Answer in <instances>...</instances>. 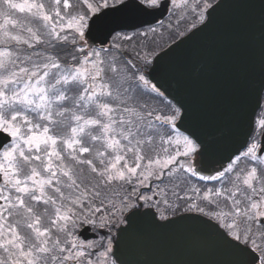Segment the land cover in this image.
<instances>
[{"label":"snow or ice","instance_id":"6c2138e0","mask_svg":"<svg viewBox=\"0 0 264 264\" xmlns=\"http://www.w3.org/2000/svg\"><path fill=\"white\" fill-rule=\"evenodd\" d=\"M109 7L0 0V264H111V242L85 233L110 229L117 212L178 201L216 219L246 264H264V149L253 138L222 170L198 174L196 147L176 129L179 110L151 103L159 92L144 74L147 54L89 43Z\"/></svg>","mask_w":264,"mask_h":264},{"label":"water","instance_id":"95a60500","mask_svg":"<svg viewBox=\"0 0 264 264\" xmlns=\"http://www.w3.org/2000/svg\"><path fill=\"white\" fill-rule=\"evenodd\" d=\"M125 3L130 7L120 12L102 11L111 14L96 22L92 47H104L114 33L154 25L167 14L166 6L148 10L135 0ZM147 76L179 109L176 129L198 147L199 170L222 168L246 147L261 105L264 0H219L203 24L156 55ZM125 222L113 246L117 264H246V257L216 232L231 238L202 216L161 222L152 209H137ZM88 232L84 235L93 237Z\"/></svg>","mask_w":264,"mask_h":264},{"label":"flooded vegetation","instance_id":"af4514ba","mask_svg":"<svg viewBox=\"0 0 264 264\" xmlns=\"http://www.w3.org/2000/svg\"><path fill=\"white\" fill-rule=\"evenodd\" d=\"M110 1V0H109ZM140 3H141V1L140 0H138ZM163 1H166V0H161L160 2H159V6H160V4L163 2ZM216 0H193L192 2H191V4L193 5L192 6V8L191 7H189V8H187V10H186V12L184 11V13H182V14H179V16H177V17H181V18H183L184 19V21H200V15H201V13H202V10H201V5L202 4H211V3H214ZM197 2H199V3H197ZM146 8H148V9H156L157 7H155V8H152V7H148V5H147V3H142ZM191 4H189L190 6H191ZM111 6V5H110ZM158 6V7H159ZM193 9H195V11H193ZM203 15V17H204V13L202 14ZM171 18V5H169V11H168V17L164 20V21H168L169 19ZM180 19V18H179ZM182 19V20H183ZM139 31H137V32H132V33H124L123 34V36H121L120 38H118L119 40H123V41H125V40H128V39H124V37H131L132 35H135V33H138ZM154 34V33H153ZM168 34V35H167ZM167 34L166 35H164V37L163 36H161V37H163L162 39H161V37H160V39H159V45L160 46H162V45H164V44H166L167 43V41L169 40V38L167 39V37H169L170 36V34H169V32H167ZM153 40H155L156 41V43H157V39H156V36L154 35V37L152 38V40H143V41H140V38H137V36L134 38V39H132V40H130V41H137L138 42V46H140V43L142 42V46H143V49H148V50H152V49H149V48H153V46L155 47V44H153V43H151V41H153ZM162 40H164V41H162ZM130 41H125L124 43H122V44H120V45H122V46H128L129 47V44H131L130 43ZM147 47H149V48H147ZM125 49V48H124ZM262 113H264V91H263V94H262V100H261V105H260V108H259V110H258V112L256 113V116H255V118H254V127H253V131H252V133H251V135H250V138H249V140H248V143H247V146L244 148V150H246V148L249 146V144L250 143H252L253 142V138H255V142H257L258 143V145L260 146V148H262V149H264V135H260V132L261 131H264V129H262V128H260V126H259V121L261 120V119H264V115H262ZM182 137H184V136H186V135H181ZM188 137V136H187ZM189 138V137H188ZM190 139V138H189ZM191 140V139H190ZM193 142V141H192ZM193 144H194V142H193ZM195 145V144H194ZM195 147H196V152L195 153H193L192 154V158H191V163H192V165H193V167L196 169V171L198 172V174H201V175H214L215 174V172H216V170H222V168H220V169H216V170H214V169H206V170H202V171H200L199 170V166H198V162H199V159H198V157H197V151H198V147L195 145ZM244 150H242L241 152H243ZM240 152V153H241ZM239 153V154H240ZM258 155H264V151H260V152H258ZM227 166V165H226ZM193 179V181L195 182V183H197V184H200V185H202V184H204V183H207L209 186H211L212 184H214V183H216V182H214V181H207V182H204V181H199V180H197L195 177H193L192 178ZM156 200H158V198L157 197H153V201H156ZM177 204H178V206H173V207H166L165 205H163L162 203L159 205V208L156 206V204L154 203V207L155 208H157V209H155V210H158V211H160L161 213L162 212H164L165 214L166 213H168V212H174V213H180V214H182V213H186V212H190L191 211V213H196V214H200V215H202V216H204V217H206V218H208V219H210V220H212L213 222H215V223H217L219 226H220V223L216 220V219H214V218H210L209 216H207V215H203V214H201L199 211H195V210H189L188 209V207H187V203H185L184 201H178V202H176ZM142 204V203H141ZM143 207V206H142ZM183 208H185V209H183ZM206 210H208L207 209V207H206ZM115 224H112L111 225V228L114 230L115 229ZM221 227V226H220ZM222 228V227H221ZM224 231H225V229L224 228H222ZM226 232V231H225ZM227 234V233H226ZM108 239H110L109 241L111 242V249H112V245H113V242H114V237H112V238H110L109 237V232L108 231H105L104 233H101L100 232V230H99V235H98V237L97 238H95V239H93V240H97V241H101V243L105 246V243L107 242H109L108 241ZM103 249L101 248V249H97V251H102ZM109 259H110V262H111V264H116L115 262H114V259L112 258V254H111V252L109 253Z\"/></svg>","mask_w":264,"mask_h":264},{"label":"rangeland","instance_id":"374dc122","mask_svg":"<svg viewBox=\"0 0 264 264\" xmlns=\"http://www.w3.org/2000/svg\"><path fill=\"white\" fill-rule=\"evenodd\" d=\"M141 1V0H140ZM161 0H159V2H160ZM193 0H187V5L185 6L184 5V3H183V0H177V3L178 4H180L181 6L179 7V8H176V7H174L173 6V2H172V0H170V4H171V18L168 20V21H166V22H164L163 24H162V26H160V27H155V28H153V29H156V31H155V33L153 34V32H151L150 31V29H144V30H141V31H139L138 33H135V35H132L131 36V39L130 40H132V39H134L136 36H137V38H140V41H143V40H152V38L154 37V35L156 36V39H157V43L155 44V47L153 46V48H149V47H147V48H149V49H152V50H148V49H143V46H142V42L140 43V46H138V42L137 41H130L129 39L128 40H125V41H130V43L131 44H129V47L128 46H123V48H125V49H127L129 52H131L134 48L135 49H139L141 52H142V54H147V56H148V63H147V65L144 67V74H145V72H147L148 71V69H149V67H150V64H151V61H152V59H153V57L155 56V54H156V52L160 49V48H162L164 45H162V46H160L159 45V39H160V36L158 35V34H160V32H165L166 34H167V31L168 32H170L169 34H170V36L171 35H173L174 33H178V36H180V35H182L181 33L182 32H184L186 29H188L191 25H192V22H186L183 26H181L182 24V22L184 21V19L183 18H181V17H177V16H179V14H182V13H184V11L186 12V10H187V8H189V7H191L192 8V4H191V2H192ZM109 2H111V0L109 1ZM197 3H199V2H197ZM189 4H191V6L189 5ZM202 6V8H201V10H202V14L205 12V8H204V4H202L201 5ZM180 18V19H179ZM182 19H183V21H182ZM144 32H147L148 33V37H145V36H143V35H139L140 33H144ZM172 33V34H171ZM164 34V33H163ZM166 34H164V35H166ZM168 35V34H167ZM164 37V36H163ZM169 37H167V39H168ZM115 41V43L117 44V45H120V44H122V43H124L125 41H123V40H119V39H116V40H114ZM162 41H164V40H162ZM168 42V41H167ZM113 44V41H112V43H111V45ZM110 45V46H111ZM156 104V103H155ZM165 113H171L172 111H170L169 109H165V110H163ZM180 135V134H179ZM181 136V135H180ZM182 137V136H181ZM181 161H183L184 160V157H180L179 158ZM158 199H159V197H157ZM163 204V203H162ZM153 205H154V203H153ZM164 205V204H163ZM183 209H185V208H183ZM127 211L128 210H125V211H123V212H117V214H116V217H115V222H113L114 224H116V227H115V229L113 230L111 227H110V229H108V228H106L107 230L106 231H108L109 232V237L110 238H112V237H114L115 236V234H116V230H117V228L122 224L121 222H122V219H123V217H124V215L127 213ZM162 215H165L166 216V214H170V215H174V212H168V213H164V212H162L161 213ZM110 239H108V241H109ZM109 243V242H108ZM107 242L105 243V246H107V244H108ZM108 256H109V254H108ZM110 260V259H109Z\"/></svg>","mask_w":264,"mask_h":264},{"label":"trees","instance_id":"16d2710c","mask_svg":"<svg viewBox=\"0 0 264 264\" xmlns=\"http://www.w3.org/2000/svg\"><path fill=\"white\" fill-rule=\"evenodd\" d=\"M178 34L174 33L173 34V39L172 41L174 42L177 38H178ZM153 96L155 97L154 100L151 101V103H153L155 106H157L158 108H161L163 110L165 109H169L170 111H174L177 110L172 104H170L169 102L165 101L162 97L160 96H155V94H153ZM156 103V104H155Z\"/></svg>","mask_w":264,"mask_h":264}]
</instances>
